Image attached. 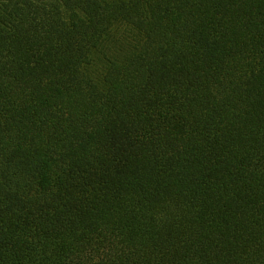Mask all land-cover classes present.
I'll return each mask as SVG.
<instances>
[{"label": "trees", "instance_id": "obj_1", "mask_svg": "<svg viewBox=\"0 0 264 264\" xmlns=\"http://www.w3.org/2000/svg\"><path fill=\"white\" fill-rule=\"evenodd\" d=\"M0 264H264V0H0Z\"/></svg>", "mask_w": 264, "mask_h": 264}]
</instances>
